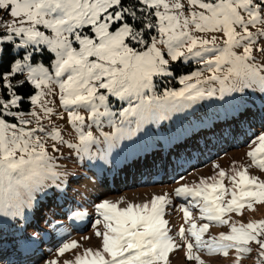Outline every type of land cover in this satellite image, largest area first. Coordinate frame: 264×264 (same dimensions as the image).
<instances>
[{
    "label": "snow or ice",
    "instance_id": "snow-or-ice-1",
    "mask_svg": "<svg viewBox=\"0 0 264 264\" xmlns=\"http://www.w3.org/2000/svg\"><path fill=\"white\" fill-rule=\"evenodd\" d=\"M0 11L13 18L0 23L5 29L0 31V216H22L38 203L34 194L45 193L46 181L58 179L54 157L39 133L53 140L54 153L66 146L87 154L101 143L91 129L102 130L106 121L115 129L102 133L109 141L103 150L107 159L116 147L112 141L133 139L145 124L170 120L200 101L243 93L253 84L264 93V63H257L258 54L264 57V0H0ZM190 61L212 74L201 79L202 72L193 71L179 78V90L160 88L158 93L165 78L175 76L173 65ZM57 98L61 111L53 107ZM65 112L78 133L77 143L65 144L56 125L48 131L43 123L63 120ZM248 143L254 147L247 155L264 170V131ZM226 175L221 169L195 186L175 189V196L191 198L206 214L202 219L220 225L228 224L222 218L226 213L241 212L245 203H264V180L234 168L231 199L225 204ZM171 204L167 195L126 207L108 199L95 203L99 218L93 223L104 225L95 232L101 246L85 249L71 264H171L170 254L182 247L164 218ZM183 213L186 220L192 216L188 207ZM208 228V223L199 228L192 223L193 240L179 229L189 260L204 264L193 248L225 257L234 249L239 264L254 243L264 264V220L232 225L229 233L204 241ZM3 242L0 237V264H10ZM78 246L65 242L57 254Z\"/></svg>",
    "mask_w": 264,
    "mask_h": 264
},
{
    "label": "rangeland",
    "instance_id": "rangeland-1",
    "mask_svg": "<svg viewBox=\"0 0 264 264\" xmlns=\"http://www.w3.org/2000/svg\"><path fill=\"white\" fill-rule=\"evenodd\" d=\"M12 19L13 18L8 16L6 12L0 11V23H3L5 20L10 22ZM4 30L5 29L0 28V31ZM239 51L240 50L238 49L237 52ZM45 63L47 62L45 61ZM257 63H264V57L259 56L258 54ZM173 68L175 70V76L165 78V83L158 86V93L160 88L179 90L183 87V85L179 83V78L185 74H190L193 71L198 70L202 72L203 75L200 77L201 79H204L212 74L202 64L191 61L188 63H177L173 65ZM170 78H174L178 85L173 86L176 82L170 80ZM216 86L218 87V85ZM257 94L261 97L264 95L259 84H253L251 89H248L243 93L227 94L222 100L214 97L211 100L200 101L197 105H194L193 108L185 109V111L181 113H173L170 120H164V126L161 127V129L165 134H168L170 139L173 135L177 136L178 132H180L178 126L185 127V125H187L189 127V132L186 131V128L183 129L185 131V137L187 134L189 135V138H187L186 141L187 144L184 142H180V144H178V142H176L174 147L172 145L169 147V149L176 153V155L178 154L177 156H181L182 160L176 163H173L172 161L173 164H171L170 160L172 155L169 154L167 160L169 166L168 173L164 172L166 160L163 150H156L154 152L155 158L149 162L148 159L142 163L143 161L140 159L139 161H136L134 167L128 166L127 168H124L121 176L116 174L109 182L100 180V178L91 169V162L94 163L96 157L100 153L104 152L103 150L109 148V141L103 139L102 133H115V129L108 126L106 121L104 122L102 130L96 127L91 129L93 134L101 140V143L99 145H92L89 153L87 154L78 153L75 149H70L66 146H62L59 153H54L51 148L53 140L45 137L43 133H39L38 135H40L41 140L47 144L49 156L54 157L53 162L56 166L55 170L58 172L59 176L55 182L46 181L48 187L45 190V193H43L44 195L40 193L34 194V196L38 199V203H35L34 207H27L32 212L30 222H27L24 214L20 217L0 216V237H2L4 241L3 255L6 257V260L10 262V264H45V261L55 259L58 260L60 264H66V262L71 264V262H74L76 255L82 254L85 249H96L101 246V239L96 237L95 232L97 231V227H99L100 231H103L104 225L101 223L97 226L93 223L94 219L99 218L93 207L95 203L108 199L110 202L119 203L120 207H126L129 203H144L150 201L153 196L156 195H167L172 201V204L167 206L164 218L169 221V234L174 238L177 245L182 246L178 252L170 254L171 264H199V261L195 259L189 260L187 258V248L184 247L186 241L182 240L179 235V229L181 227L186 230L185 234L188 239L193 240L194 238L191 237L190 231H188L191 228L192 223L197 224L198 228L203 224L208 223V230L202 234V240L208 241L212 237H219L221 233H229L232 225L240 227L242 224L246 225L250 222L264 220V203L253 201L251 202V207L248 206V203H245L241 212L233 211L226 213L222 218L227 220L228 224L220 225L218 222H209L206 219H202V215L206 214L201 213L198 207L193 206L191 198L175 196V189L183 185L195 186L199 184L201 178L216 176L221 169L227 173V175L223 178V183L228 189V193L224 196L225 204H227V202L231 199L230 193L233 187L231 175L233 174L234 168L246 169L249 175L256 176L260 180H264V170L259 169L247 155L252 147H254V145H249L248 141L255 133L260 132L256 131V129L259 128L261 131H264V116H255V118L253 117L252 119L249 117V114L243 113L244 117L249 120V124L245 127L246 129L243 130L244 132L242 135L238 134L237 127L241 126L243 122H245L244 118L242 119L239 117L234 118V120H221L223 113H226V111L232 106H234L235 109H238L240 108L241 101L246 103L243 100H247V97L250 98V96L254 98ZM53 107L57 111H61V105L58 98L55 100ZM81 112L82 114L87 115V113L83 110H81ZM63 115V120L59 119V117H53L51 122L48 119H45L43 123L46 130L54 131L51 125H56L63 134L65 144L77 143L78 133L71 127V121L68 120L67 113L65 112ZM211 117L214 118V123L213 126H208L207 120ZM25 119H32V117L26 115ZM220 122L229 124H225L227 129L226 134H218L223 139L221 144L219 140H214V143H216L213 147L215 148L216 153H213L210 149L206 148L205 144L200 147V150H194L196 144H199L200 141L202 142L204 140H199L200 138L197 137L201 136V131L213 130ZM153 124L154 123L145 124L142 131L131 140L121 138L118 141H112V143L116 144V147L109 151L112 159L114 158V155H117L118 149H121L124 153H127V155H130L133 150L135 153L134 156L136 157L140 154V150L146 149L144 148L145 146L150 148L149 145L151 142L155 144L159 134L154 125L158 127V124L160 123ZM34 126L35 125H32V127ZM238 129L240 130L239 127ZM85 130L87 131L88 129ZM155 133L156 136L154 135ZM97 148L101 149V151L98 152ZM191 161L195 162L194 165ZM216 165H219V167H216ZM154 167L159 170V175L163 176V178L159 181H157V176H154ZM144 173H147V176L145 177L147 179L141 181L142 177H144ZM181 177H183V179H181ZM53 183L59 187L54 188ZM81 187L84 188L81 189ZM69 189L72 190L71 193L79 194L82 197L76 198L79 206L77 211H69L66 215L68 217V223L73 226V230L75 231L68 228L69 224L66 223L63 216V220L51 218L52 220H50L53 222L49 225V230H44L41 228V214L46 212L45 210L49 208L52 202L60 201L59 199L57 200L58 196L63 195V197L67 199V196L70 195ZM48 193L53 196H57L56 200H53V198L48 196ZM183 207H188L192 213V216L187 220L184 217ZM62 210L63 208H61V211ZM61 211L53 210L52 213H55L56 216L58 214L61 216ZM76 212L85 213V215L76 216ZM22 217L24 221H26L24 228L22 227L17 231L19 233L23 232V236L25 238L22 237L20 239L17 235V248L19 249L16 250V244L14 241L15 238L12 236L13 234L8 236L9 234L7 229L14 224V221L16 223V221ZM85 223H87L86 227H81ZM30 225L37 228L38 232L36 234H38V238L36 237L37 235L33 233H24V229ZM78 226H80V228L76 230ZM4 228L7 230L6 232L4 231ZM55 230L58 232V235L53 239ZM68 230L70 232H68ZM3 231L5 232L4 234H2ZM33 236L35 237L34 240L30 241L26 239ZM42 238H44L43 241H46L44 243L48 244V247L46 246L45 250L42 248L44 244ZM34 241L38 242L36 243L37 248H42L41 251L45 254H40V252H38L37 254L33 253L29 255V257H24L20 250L21 245H29ZM72 241L78 242L79 246L67 250L63 256H59L57 254V249L63 243H71ZM250 246L253 251L250 255L247 253L241 254L242 258L239 260V264H260V261L257 259L258 246L254 243ZM193 255L200 256L201 260L204 261V264H235L238 256L234 249L230 250L228 255L225 257L223 254H209L206 250H199L196 248H193Z\"/></svg>",
    "mask_w": 264,
    "mask_h": 264
},
{
    "label": "trees",
    "instance_id": "trees-1",
    "mask_svg": "<svg viewBox=\"0 0 264 264\" xmlns=\"http://www.w3.org/2000/svg\"><path fill=\"white\" fill-rule=\"evenodd\" d=\"M45 61L47 62V57H45ZM170 80H173L174 82H176L175 80H174V78H170ZM178 85V83L176 82V84H173V86H177ZM24 91H26V92H31L32 91V89L31 88H28V87H25V89H24ZM24 108L25 109H27L28 108V105L27 104H25L24 105ZM249 114V117H255L256 115H255V113H253V112H249L248 113ZM244 119H245V122H243V124L241 125V126H239V127H243L244 125H246V124H249V120L246 118V117H244ZM226 125H228L229 123H225ZM225 124L224 123H219L218 124V127H217V129H215V130H210V131H207V130H203V131H201V133H200V135L201 136H197V137H199L200 139L199 140H203L202 142L200 141V143L199 144H196V146H195V148H194V150H200V147H202V145L203 144H205L206 145V148H208V149H211L212 150V152H216V150H215V148L213 147V145H215V143H214V140H219L220 141V144H221V141L223 140L222 139V137L220 136V135H218V134H226V126H225ZM231 125V124H230ZM186 126V125H185ZM256 131H261V129H259V128H257L256 129ZM242 133H243V131H241V130H238V134L239 135H242ZM228 135V134H227ZM202 136H203V138H202ZM226 136V135H225ZM206 138H208V139H206ZM218 142V141H217ZM214 143V144H213ZM199 145H201V146H199ZM173 154V156L174 157H177V155L175 154V153H172ZM181 157V156H180ZM82 188H84V187H81V189ZM84 190V189H83ZM67 191V190H66ZM71 189H69V192H70V195L69 196H67V195H65V196H67L68 198V200L67 199H65V197H63V195H60V196H58V198H57V196H53L52 194H50V193H48V196H50L51 198H53V200H56V198H57V200L59 199L60 201H54V202H57V203H54V202H52V204H50V206H49V208L48 209H46L45 211V213L43 212L42 214H41V217H42V221H41V226L45 229V230H47L48 229V227H49V225L53 222V221H51L52 219L51 218H58L59 220H63L62 218L64 217V220L66 221V223H68V221H67V219H68V217L66 216L68 213H69V211H77V208L79 207L78 206V204H77V199L76 198H82L81 197V195H79V194H73V193H71ZM68 192V193H69ZM85 199V198H84ZM62 203H63V205H62ZM61 208H63V210L61 211ZM88 209V208H87ZM53 210H57V211H61V216L59 215H55V213H52L53 212ZM31 210L29 209V208H27L26 210H25V212H24V216H25V219L27 220V222L29 221H31V218H32V215H31ZM47 213V214H46ZM63 216V217H62ZM51 219V220H50ZM49 220V221H48ZM48 221V222H47ZM25 222L26 221H24V219H18L17 221H16V223L14 222V224L13 225H11L7 230H8V236H11L12 234V236L15 238V241H18V237L21 239L22 237L23 238H25L24 236H23V232L22 233H19L17 230H20L22 227L24 228V225H25ZM69 224V223H68ZM31 227V228H30ZM68 228H70L71 230H73V226L72 225H68ZM7 230H5V228H4V231L6 232ZM2 232V234H4L5 232ZM61 231H63V230H61ZM73 231H75V230H73ZM0 232H1V230H0ZM38 232V230H37V228L36 227H32L31 225L29 226V227H26L25 229H24V233L26 234V233H30V234H35V235H37L36 237L38 238V234H36ZM68 232H70L69 230H68ZM77 232V231H76ZM43 233V232H42ZM42 233H41V235H42ZM54 234L55 235H53V239H54V237L55 236H57L58 235V232L55 230V232H54ZM7 235V234H6ZM17 235H18V237H17ZM32 236V235H31ZM26 239H28V238H26ZM43 239V238H42ZM45 246H47L48 247V245H45Z\"/></svg>",
    "mask_w": 264,
    "mask_h": 264
},
{
    "label": "bare ground",
    "instance_id": "bare-ground-1",
    "mask_svg": "<svg viewBox=\"0 0 264 264\" xmlns=\"http://www.w3.org/2000/svg\"><path fill=\"white\" fill-rule=\"evenodd\" d=\"M251 97L252 96H250V98L247 97V100H243V101L244 102H252V101H254V98L252 97V99H251ZM161 123L162 122H160V124H158L159 125L158 127L156 125H154V124H157V123L153 124L157 128L158 131L160 129ZM157 139H158V142L164 143V139L160 135H158ZM118 150L119 151H118V153H117V155L115 157V161L110 160L108 158V156H107V159H105L104 158L105 153L102 152L96 157L95 162L92 163V167H94L98 171H104L105 169L108 170V169H112V168L114 170L117 169L118 166L121 165V163L125 162V158L121 157V156H123L124 152H121L120 149H118ZM101 154H103V155H101ZM131 154H133L132 151H131ZM116 164H117V166H116ZM31 247H32V244H29V248H31Z\"/></svg>",
    "mask_w": 264,
    "mask_h": 264
}]
</instances>
